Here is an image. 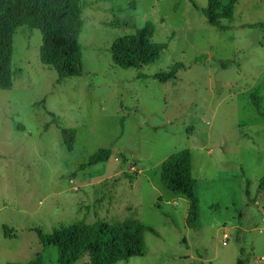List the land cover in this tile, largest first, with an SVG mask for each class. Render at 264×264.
<instances>
[{"label": "rangeland", "instance_id": "rangeland-1", "mask_svg": "<svg viewBox=\"0 0 264 264\" xmlns=\"http://www.w3.org/2000/svg\"><path fill=\"white\" fill-rule=\"evenodd\" d=\"M82 1L79 77L57 85L39 61L40 32L13 35L15 79L0 89V264H58L36 230L73 221L148 227L146 253L117 264H264V0H237L223 29L192 7L206 0ZM147 22L166 48L154 63L117 67L112 43ZM174 64L176 79L161 82ZM61 128L77 131L73 151ZM104 148L110 159L87 167ZM181 149L196 179L195 227L187 198L160 182Z\"/></svg>", "mask_w": 264, "mask_h": 264}, {"label": "trees", "instance_id": "trees-1", "mask_svg": "<svg viewBox=\"0 0 264 264\" xmlns=\"http://www.w3.org/2000/svg\"><path fill=\"white\" fill-rule=\"evenodd\" d=\"M206 2L205 7H199L193 1L191 4L209 26L223 29V22L233 20L237 0ZM87 7L82 0H0V89L9 90L13 86L16 74L13 68V35L18 28L40 32L39 61L57 73V85L68 78L81 76L82 50L78 38L83 28L82 14ZM153 33V24L147 22L124 40L114 41L110 47L113 63L121 69L154 63L167 45L153 42ZM182 66L174 64L169 72L157 78L164 83L174 81ZM221 67L225 69L227 63H221ZM253 104L260 112V101L254 94ZM53 122L58 124L55 119ZM76 139V130L61 128L62 145L67 151H73ZM113 153L111 148L100 149L90 156L86 166L105 163ZM159 175L160 182L168 191L187 198V225L195 227L198 198L195 195L196 179L192 171L191 152L181 149L168 156L161 165ZM259 189L264 191V176ZM147 228L140 224L73 221L55 227L49 233L39 229L36 232L41 244L51 245L57 250L58 264H75L84 256L89 264H117L146 253L144 234ZM27 264H41V261L37 259ZM237 264L244 263L238 260Z\"/></svg>", "mask_w": 264, "mask_h": 264}]
</instances>
